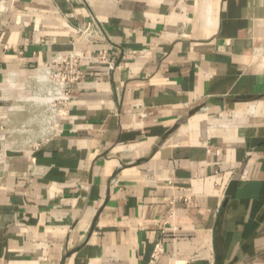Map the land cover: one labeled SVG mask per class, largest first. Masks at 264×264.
Returning a JSON list of instances; mask_svg holds the SVG:
<instances>
[{"label":"crops","instance_id":"0c3cea01","mask_svg":"<svg viewBox=\"0 0 264 264\" xmlns=\"http://www.w3.org/2000/svg\"><path fill=\"white\" fill-rule=\"evenodd\" d=\"M4 6L0 264H264V0ZM74 48L109 63L47 140L29 100Z\"/></svg>","mask_w":264,"mask_h":264},{"label":"built area","instance_id":"2783aa9c","mask_svg":"<svg viewBox=\"0 0 264 264\" xmlns=\"http://www.w3.org/2000/svg\"><path fill=\"white\" fill-rule=\"evenodd\" d=\"M4 1H0V17L5 12ZM14 4L16 0H11ZM76 34L82 38L88 44L95 42L98 37V27L92 23L85 27H79L76 30ZM9 47H7L8 49ZM100 62L107 64L106 52H101L97 60L94 59L88 51L78 50L74 48L72 51L59 54L54 59L52 67L43 68L40 72V80L46 85V95L43 99H30L29 102L42 105L45 109V120L48 127V135L46 139L50 140L59 125L61 117L67 111L72 102V96L77 87L86 80V74L82 70V64L84 61ZM113 68L114 64H110ZM41 143L34 144V147L38 149ZM163 244L158 242L155 245L153 260H157L162 254Z\"/></svg>","mask_w":264,"mask_h":264},{"label":"bare ground","instance_id":"6f19581e","mask_svg":"<svg viewBox=\"0 0 264 264\" xmlns=\"http://www.w3.org/2000/svg\"><path fill=\"white\" fill-rule=\"evenodd\" d=\"M41 77H39V79H40ZM38 98V97H37Z\"/></svg>","mask_w":264,"mask_h":264}]
</instances>
